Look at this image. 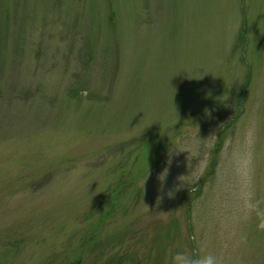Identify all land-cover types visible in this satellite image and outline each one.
<instances>
[{
  "label": "rangeland",
  "instance_id": "1",
  "mask_svg": "<svg viewBox=\"0 0 264 264\" xmlns=\"http://www.w3.org/2000/svg\"><path fill=\"white\" fill-rule=\"evenodd\" d=\"M179 252L264 264V0H0V264Z\"/></svg>",
  "mask_w": 264,
  "mask_h": 264
},
{
  "label": "clouds",
  "instance_id": "2",
  "mask_svg": "<svg viewBox=\"0 0 264 264\" xmlns=\"http://www.w3.org/2000/svg\"><path fill=\"white\" fill-rule=\"evenodd\" d=\"M144 207L147 209L146 206ZM169 264H218V259L211 254L194 256L188 253L179 252L172 256Z\"/></svg>",
  "mask_w": 264,
  "mask_h": 264
},
{
  "label": "trees",
  "instance_id": "3",
  "mask_svg": "<svg viewBox=\"0 0 264 264\" xmlns=\"http://www.w3.org/2000/svg\"><path fill=\"white\" fill-rule=\"evenodd\" d=\"M212 172V171H211Z\"/></svg>",
  "mask_w": 264,
  "mask_h": 264
}]
</instances>
